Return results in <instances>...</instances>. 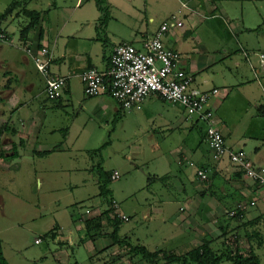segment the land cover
Returning a JSON list of instances; mask_svg holds the SVG:
<instances>
[{
  "label": "crops",
  "instance_id": "crops-1",
  "mask_svg": "<svg viewBox=\"0 0 264 264\" xmlns=\"http://www.w3.org/2000/svg\"><path fill=\"white\" fill-rule=\"evenodd\" d=\"M11 2L0 0V29L11 36L9 43L0 42L1 211L7 198L18 204L28 200L39 212L47 209L42 196L45 200L44 193L61 189L57 187L61 175L71 178L70 187L86 188L93 181L94 196L67 206V227L54 217L45 223L46 235L56 228V237L51 238L60 237V244L67 245L63 230L70 229V222L81 233L82 219L103 209L89 154L103 147L107 153L102 152L101 162L112 174L111 185L122 173L126 177L123 189L110 186L120 211L134 222L122 235L152 251L179 255L210 241L216 253H254L264 264V185L229 159H213L207 123L156 94L132 109H124L107 91L88 97L81 79L84 69L105 73L114 47L122 42L142 49L182 9L184 27H171L164 36L165 45L181 53L182 66L194 75L196 87L219 89L211 103L227 146L244 150L255 165L264 167V73L259 59L264 53V0H106L109 17L102 22L95 0H30L27 8L22 4L4 14ZM26 9L39 14L24 35L31 22ZM43 46L52 50V71L68 78L58 100L47 97L45 78L33 60ZM111 125L119 130L115 150L114 142L107 139ZM42 152L48 153L38 154ZM78 154L83 157L81 164L75 162ZM199 168L209 170V181L198 178ZM114 172L120 177L113 178ZM134 182L137 188H129ZM86 199L95 210L87 206L82 217ZM246 200L256 204L243 218L228 215ZM75 204L80 210L73 216ZM3 224L0 220L2 248L12 264L3 238L9 227ZM81 237L82 233L79 242ZM89 242L93 243L88 248L91 264H97L100 255L104 256L101 264L118 255L122 264H131L127 249L113 244L106 234L83 244L90 246ZM133 261L150 264L138 257Z\"/></svg>",
  "mask_w": 264,
  "mask_h": 264
},
{
  "label": "built area",
  "instance_id": "built-area-1",
  "mask_svg": "<svg viewBox=\"0 0 264 264\" xmlns=\"http://www.w3.org/2000/svg\"><path fill=\"white\" fill-rule=\"evenodd\" d=\"M182 6L187 5L183 3ZM181 10L172 14L170 20L164 22L160 29L144 42L142 49L129 42L115 46L110 66L105 73L95 68L84 69L81 73L84 92L88 97H95L107 91L124 109L140 108L153 94L166 101L181 104L189 117L196 116L207 123V142L215 161L227 158L247 177L264 185V167L255 165L244 150L231 149L226 144L219 117L211 103L212 97L219 89L203 90L196 87L194 75L182 66L181 53L164 43V36L171 27H184L180 18ZM10 38L9 33L0 29V42L9 43ZM27 51L32 52L31 49ZM52 55V50L43 46L33 55V60L45 78L47 97L50 100H58L64 94L68 78L52 71ZM259 59L261 72L264 73V53L259 55ZM105 76L109 79L108 85ZM197 175L202 181L210 180L207 168H199ZM119 177L120 173L114 172L113 178ZM255 204L254 200L241 201L234 209L228 211V215L243 218L248 208ZM113 207L124 222L130 220V216L120 211L119 203L115 200ZM41 241L40 238L36 239V243Z\"/></svg>",
  "mask_w": 264,
  "mask_h": 264
},
{
  "label": "rangeland",
  "instance_id": "rangeland-1",
  "mask_svg": "<svg viewBox=\"0 0 264 264\" xmlns=\"http://www.w3.org/2000/svg\"><path fill=\"white\" fill-rule=\"evenodd\" d=\"M118 132L117 126L111 125L109 127L107 139L110 137L111 141L114 142V147L112 146L114 150L117 148L116 140L119 138L117 137ZM103 153L106 154L107 152L105 151ZM103 153L102 156H104ZM100 157L101 156L98 155L93 159L95 165L98 161L100 162ZM75 162L81 164L83 162L82 155L78 154ZM105 170L108 171L107 169ZM80 178H86V176L82 175ZM70 179V177L63 175L58 177L57 187H61V189L53 193H44L47 198L44 200L42 196V201L48 208L42 209L40 212L37 211V206L34 207L32 202L28 200L23 199V203L18 204L12 198L5 199L6 206L3 211L0 209V220L5 223L3 224L4 227H9L5 233H3V238L7 256L12 264H62V262L64 264H72L75 261H77L78 264H91L88 248L92 247L93 243L89 242L90 246H87L79 242V235L81 233H79L78 226L75 227L73 221L70 222V229L65 228L63 230L64 237L68 239L67 245L60 244V237L52 239L45 233V223L48 219L54 217L60 224L67 227L65 222L69 219L68 211H70L67 206L71 204L72 201L79 200L80 198H89L88 196H94L93 194L97 193V187L92 184L93 181H91L88 186H85L86 188L77 186L70 187ZM124 179H126V177L122 173L120 179L113 180L111 187L113 188L116 185L119 186L120 189H123L124 184L122 181ZM76 183L78 182L76 181ZM137 186L138 183L136 182L130 185L128 184L129 188H137ZM42 201L40 200V202ZM89 205L90 202L86 199L82 209L83 214H85L86 207ZM43 211H45V214L40 216L39 214L43 213ZM33 216H35L36 219L32 220ZM133 224L134 222H124L121 233H126ZM41 236L43 237L40 244L36 243V239ZM103 257V255L98 257L97 264H101L99 262L103 260Z\"/></svg>",
  "mask_w": 264,
  "mask_h": 264
},
{
  "label": "trees",
  "instance_id": "trees-1",
  "mask_svg": "<svg viewBox=\"0 0 264 264\" xmlns=\"http://www.w3.org/2000/svg\"><path fill=\"white\" fill-rule=\"evenodd\" d=\"M99 11L101 12V22L109 17V5L106 0H95ZM30 0H12L9 7L6 9L4 14H7L11 10L23 4V7L28 6ZM25 12L30 16L31 22L28 26L23 29V34L25 35L29 29L34 25L35 19L39 14L38 11L28 10ZM263 26V25H262ZM261 26L258 28L260 29ZM99 35V34H98ZM115 48V47H114ZM114 50V49H113ZM113 53V52H112ZM112 56V54H111ZM111 62V57H110ZM106 84L108 85L109 79L105 76ZM65 92V91H64ZM67 129L64 130V133ZM103 147L98 149L90 150L89 154L92 159H95L100 155L102 159ZM48 152L38 153L39 155H45ZM96 161V160H95ZM99 162V161H98ZM96 163L95 172L99 179V192L98 196L101 198L103 209L100 213L95 215H88L82 219L83 228L81 233V244L87 241H95L99 236L107 235L113 241V244L127 249L129 254V261L131 264H135L134 258L138 257L140 260L148 262L150 264H220L223 260H231L233 264H261L258 256L254 253H249L248 255H233L231 251H223L222 253H216L212 247L210 241H205L202 246L192 249L185 254L179 255L174 252H169L165 250H155L152 251L148 249L145 245L134 241L130 236L121 234V226L124 221L118 217L115 208L113 207V194L110 188L112 182V174L103 168V164L100 160ZM88 209L95 210V206H88ZM80 208L78 204L71 207L72 215L78 214ZM85 215V214H84ZM83 217V213H81ZM106 222L108 223L106 227ZM112 228L111 232L107 231V228ZM57 229H52L47 235L52 238L56 237ZM121 255L114 256L105 260V264H122L120 260ZM93 261V259H92ZM0 264H10L6 257L4 256L2 241L0 238ZM76 264V263H75Z\"/></svg>",
  "mask_w": 264,
  "mask_h": 264
}]
</instances>
